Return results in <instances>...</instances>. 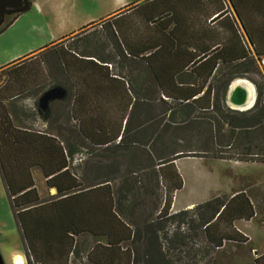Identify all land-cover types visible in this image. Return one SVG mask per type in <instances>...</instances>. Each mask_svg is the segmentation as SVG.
I'll use <instances>...</instances> for the list:
<instances>
[{
    "label": "crops",
    "instance_id": "0c3cea01",
    "mask_svg": "<svg viewBox=\"0 0 264 264\" xmlns=\"http://www.w3.org/2000/svg\"><path fill=\"white\" fill-rule=\"evenodd\" d=\"M80 1L28 0L21 12L9 7L6 14L15 15L0 30V68L9 66L13 76L27 75L29 80L34 67L35 81H59L61 127L80 128L83 142L115 143L123 128L140 126L161 112L165 102L193 101L203 110L217 96L228 108L224 97L233 82L255 99L253 82L260 74L264 79V0H105L87 12ZM71 35L75 41L64 40ZM43 89L24 97L39 98ZM20 90L13 86L11 98L2 100L5 109L7 101L24 98L17 96ZM14 126L54 136L60 145L76 142L65 139L63 129L59 134L48 129L46 121L35 130ZM75 155L56 172L61 192L46 182L54 173L45 177L39 166H31L37 201L20 210L19 219L10 207L0 209L2 264H12L13 257L20 258L19 264H132L130 238L117 242L114 208L113 216L106 213L115 184L85 188ZM194 158L233 169L249 164L264 168V162ZM177 159L162 171L170 176L175 170L180 178ZM230 176L224 189L201 201L223 195L220 215L207 225V243L220 248L252 242L253 261L264 250V226L254 220L264 213V174L234 171ZM179 189L172 193L169 214L201 203L175 208ZM258 264L264 262L258 259Z\"/></svg>",
    "mask_w": 264,
    "mask_h": 264
},
{
    "label": "trees",
    "instance_id": "16d2710c",
    "mask_svg": "<svg viewBox=\"0 0 264 264\" xmlns=\"http://www.w3.org/2000/svg\"><path fill=\"white\" fill-rule=\"evenodd\" d=\"M12 19L13 17L4 23L0 30L4 29ZM30 70L32 75L28 80L27 75L13 76V69H9L0 86V178L11 212L17 219L20 210L28 208L37 201L29 168L39 166L45 177L54 173L46 182L55 186L57 192H61L58 189V182H55L60 177L56 172L64 168L71 156L77 152L73 143L60 145L54 136L44 132L18 129L11 122L2 100L11 98L13 86L21 89L16 92L21 98L45 87L43 81L33 79L37 77L35 68L31 67ZM22 72L26 73V71ZM253 83L255 99L248 110L229 109L224 106L222 97L217 96L213 98L210 107L203 110H197L193 101L165 102L161 112L144 119L140 126L123 128L115 143L89 145L83 142L80 134L85 133L80 128L78 133L74 127L58 125L59 114L47 123V128L57 134L63 129L65 139H77L82 143L81 145H88L97 150L101 148L100 150L109 154L104 156V163L101 165L89 163L85 166L81 183L91 191V187L96 184L107 181L115 184V181L120 179V184L115 186L113 204L109 198L106 213L113 216L112 208H114L117 242L130 238L129 243L133 251L132 264H172L168 254L162 249L161 240L167 249L172 248V244L185 246L188 240L200 235H203L206 243H209L207 225L213 217L217 219L221 213L218 210L223 199L215 197L190 209L169 214L172 193L180 188L181 180L175 170H171L170 176L164 173L162 171L164 166L169 165L174 159L186 156L264 162V88ZM110 140L113 138L110 137ZM137 148L144 153L148 169V173L143 174L138 180L131 177L134 171H126L122 174L117 167L119 162L117 158L127 156V154L117 155V152L126 153ZM136 184L139 186H135ZM159 185L164 190L160 207L157 197ZM137 191L143 196L152 198L154 210L158 207L154 218L144 219L140 227L126 220L127 216H132L135 209V206L129 207L128 200L132 199L134 192ZM249 216L251 212L245 215L246 218ZM148 218H151V215ZM169 226L173 227L172 231H166ZM137 245L140 248L138 251L135 249ZM209 246L217 248L219 245L212 242ZM258 259L264 262V250L259 258L252 261L253 264H258Z\"/></svg>",
    "mask_w": 264,
    "mask_h": 264
},
{
    "label": "rangeland",
    "instance_id": "374dc122",
    "mask_svg": "<svg viewBox=\"0 0 264 264\" xmlns=\"http://www.w3.org/2000/svg\"><path fill=\"white\" fill-rule=\"evenodd\" d=\"M28 2V0H26ZM80 1V0H78ZM105 0H81L78 5L80 9L86 12L88 10L97 9L99 2ZM107 3L110 0H106ZM79 9V8H77ZM15 15L14 12H11L9 15L6 13L2 17V23H6ZM76 36L71 35L64 40H69L71 42L75 41ZM69 42V43H71ZM24 67V66H22ZM23 69V68H22ZM9 66L0 68V86L6 78L8 73ZM258 85L264 88V79L260 74V78L257 82ZM45 88L41 91V95L45 92L51 94V98L47 100L45 108H41L38 105L39 98H22L20 101L12 99L11 101L6 102V109L13 119L14 125H21L31 128L33 130L39 129L41 122L46 121L50 122V119L58 113V99H60V85L59 81H48L44 83ZM40 95V96H41ZM39 97V96H38ZM55 100V101H54ZM57 100V101H56ZM53 113V114H52ZM62 124V120L58 121V125ZM76 142L73 143L74 148L76 149L75 157L78 158V161L75 164V168L79 174L83 175L85 172L84 168L89 163H97L101 165L104 163V156L108 153L103 152L102 150H97L89 147L88 145H81L82 143L75 139ZM127 154L126 157H118L119 171L124 174L126 171H134L131 174V177H134L136 180L141 179L143 174L148 173L147 161L145 160L144 153L141 152V149L137 148L136 150H129L126 153L117 152V155ZM102 155V156H101ZM109 155V154H108ZM113 157V156H111ZM181 157L178 158L175 167L180 175L182 185L181 188L176 192L173 198L172 205L175 208H178L180 205L187 204L189 202L198 203L204 199H207L210 194L215 190L224 189L227 180L231 177L232 173L237 171L253 173V174H264V168L258 165H244L237 166L238 168L233 169L223 163H217L216 166L211 165L212 161H206L203 163L197 158L194 157ZM114 158H112V163L114 164ZM110 161V160H108ZM207 165L210 167H207ZM241 167V170H240ZM211 168V169H210ZM227 168H230L227 169ZM119 179V178H118ZM240 182V180H239ZM240 183H244L241 181ZM120 184V179L115 181V186ZM135 186H139L136 184ZM159 190L157 191V197L159 198L158 206L160 207L162 198L164 196V190L159 185ZM2 189V190H1ZM257 189V188H256ZM0 190L3 191V195L0 198V209L6 207L8 209L7 198L5 191L3 189L2 183ZM262 196H264V192ZM258 191L252 192V194H257ZM262 196L260 199H262ZM223 195L220 196L222 198ZM264 200V199H262ZM129 207L135 206V209L132 213V216L126 217V220L132 221V225L140 227L144 219H153L154 215L158 212L152 208V198L150 196H143L139 191L134 192L132 199L128 200ZM131 208V207H130ZM151 215V218L148 216ZM255 222H260L264 226V213L257 214L254 218ZM173 227L169 226V229L166 231H172ZM169 232H167V235ZM161 234L159 233V236ZM254 236H259V233H254ZM162 249L168 254V259L172 261V264H252V248H254L252 242L245 244H231L226 243L220 248H214L209 246L203 239L202 235L197 238L188 240L185 246H176L172 244V248L167 249V246L161 240ZM137 251L140 249L139 245L135 248Z\"/></svg>",
    "mask_w": 264,
    "mask_h": 264
},
{
    "label": "water",
    "instance_id": "95a60500",
    "mask_svg": "<svg viewBox=\"0 0 264 264\" xmlns=\"http://www.w3.org/2000/svg\"><path fill=\"white\" fill-rule=\"evenodd\" d=\"M28 3L25 0H0V24L2 22V15L4 13L10 12L9 10L5 9V7H13V11L21 12L27 9ZM51 94H47L46 92L42 94L38 99V105L42 109L46 107L47 100L51 98ZM250 99V104L249 103ZM254 101V96L248 95L245 89L239 83H230L227 87L226 94L224 97V102L228 105L229 109L236 110V111H245L248 110ZM230 104L234 105L230 106ZM240 108V109H238ZM0 264L1 260H0Z\"/></svg>",
    "mask_w": 264,
    "mask_h": 264
},
{
    "label": "bare ground",
    "instance_id": "6f19581e",
    "mask_svg": "<svg viewBox=\"0 0 264 264\" xmlns=\"http://www.w3.org/2000/svg\"><path fill=\"white\" fill-rule=\"evenodd\" d=\"M250 104V99H249V103L248 105ZM230 106H233V108L235 107L234 105L230 104ZM240 109V108H238ZM20 263V258L19 257H13L12 258V264H19Z\"/></svg>",
    "mask_w": 264,
    "mask_h": 264
},
{
    "label": "flooded vegetation",
    "instance_id": "af4514ba",
    "mask_svg": "<svg viewBox=\"0 0 264 264\" xmlns=\"http://www.w3.org/2000/svg\"><path fill=\"white\" fill-rule=\"evenodd\" d=\"M5 9H7V10H10V8H9V7H5Z\"/></svg>",
    "mask_w": 264,
    "mask_h": 264
}]
</instances>
